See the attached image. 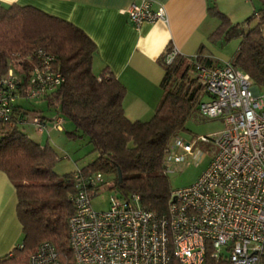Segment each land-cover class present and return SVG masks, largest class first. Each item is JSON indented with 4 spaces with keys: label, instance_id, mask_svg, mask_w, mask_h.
I'll return each instance as SVG.
<instances>
[{
    "label": "trees",
    "instance_id": "1",
    "mask_svg": "<svg viewBox=\"0 0 264 264\" xmlns=\"http://www.w3.org/2000/svg\"><path fill=\"white\" fill-rule=\"evenodd\" d=\"M260 2L261 8L253 13L256 23L247 29L238 23L229 24L209 0L207 12L221 21L209 35L210 42L238 36V47L228 61L248 74L259 89H264V0ZM95 51L90 37L65 19L30 5L0 4V77L12 70L17 77L16 92L21 93L11 104V119L0 122V170L15 188L21 241L0 256V264H29V256L43 241L54 245L62 264H74L67 220L75 209V172L109 175V188L118 196L137 194L143 209L158 216L167 212L172 188L164 172L166 151L172 138L187 130L188 119L206 118L198 110L206 93L195 75L196 65L213 66L220 62L208 55L204 44L192 56L178 53L170 63H165L164 52L157 58L163 74L160 98L153 113L146 120H132L123 110L125 86L107 68L100 74L92 71ZM38 53L50 57L52 68L62 79L37 100L54 108L55 116L71 121L73 129L67 132L68 136L86 138L97 153L85 166L62 175L54 172L56 151L19 130L29 111L24 103L36 100L24 93L34 69L43 61ZM38 111L36 114L45 122L50 119ZM102 184L103 178L94 193ZM168 264L181 263L171 257ZM201 264L230 262L225 257L206 254ZM258 264H264V255Z\"/></svg>",
    "mask_w": 264,
    "mask_h": 264
},
{
    "label": "built area",
    "instance_id": "2",
    "mask_svg": "<svg viewBox=\"0 0 264 264\" xmlns=\"http://www.w3.org/2000/svg\"><path fill=\"white\" fill-rule=\"evenodd\" d=\"M125 12L135 28L166 19L163 6L152 0L133 2ZM178 53L170 46L165 63ZM50 60L43 56L34 69L24 93L28 98L38 99L61 82ZM195 75L206 93L198 104L200 114L219 119L223 128L192 141L174 136L166 151L164 172L175 170L181 152L195 153L196 158L202 155L196 145L214 148L212 158L195 182L171 190L162 216L143 209L137 194L113 195L106 209L95 210L90 198L102 175L75 172V209L67 220L74 264H168L171 257L181 264H201L206 254L225 257L230 264L259 263L264 255V94L230 61L196 65ZM16 83L12 70L0 77V122L12 117L11 104L21 94L16 92ZM52 119L53 129L60 132L61 116ZM30 123L39 133L48 132L39 114ZM28 261L62 264L49 241L41 242Z\"/></svg>",
    "mask_w": 264,
    "mask_h": 264
},
{
    "label": "crops",
    "instance_id": "3",
    "mask_svg": "<svg viewBox=\"0 0 264 264\" xmlns=\"http://www.w3.org/2000/svg\"><path fill=\"white\" fill-rule=\"evenodd\" d=\"M139 1L0 0V4L30 5L81 28L96 46L92 71L100 74L107 68L125 86V115L132 120H146L161 93L163 69L157 58L170 46L182 55H194L199 45L209 39L214 24L209 19L207 0H152L163 6L166 19L135 28L125 11ZM207 53L211 55L208 49ZM15 207L14 185L0 170V256L21 241Z\"/></svg>",
    "mask_w": 264,
    "mask_h": 264
},
{
    "label": "rangeland",
    "instance_id": "4",
    "mask_svg": "<svg viewBox=\"0 0 264 264\" xmlns=\"http://www.w3.org/2000/svg\"><path fill=\"white\" fill-rule=\"evenodd\" d=\"M211 4H214L215 9L224 14V18L229 24H239L244 29L253 27L256 23L254 17V11H259L261 8L260 0H209ZM215 15V14H214ZM253 16L249 21L246 19ZM211 23L214 24V29L220 25V19L217 15L210 14ZM240 38L238 36H232L228 40L223 37H219L215 42H210L209 39H205L204 44L210 51L211 57L215 61L226 62L231 60L238 47ZM261 94H264V89H259ZM206 98V97H205ZM29 110L26 115L27 123L19 126V130L28 135L30 138L48 145L53 148L57 153V161L54 166V172L57 175H62L68 172L80 168L92 161L97 153L92 150V146L87 142L86 138L75 137L70 138L67 132L73 129L71 121L62 118L63 131L58 132L53 129L55 111L54 108H48L45 102L40 100H33L24 103ZM57 105V104H56ZM43 112L48 120L46 125L48 132L44 131L39 133L35 130L34 125L30 124V121L36 112ZM186 131L181 132V136L185 140L192 141L196 136L205 135L213 136L223 128V125L219 119H207V118H190L186 121ZM196 149L203 151L202 155L196 158L195 153L187 154L181 152L182 159L173 172L168 173L169 183L172 189L188 186L196 181L200 173L204 170L213 153L214 148H204L202 144L196 145ZM195 149L193 150V152ZM111 185V178L109 175L103 174V184L96 191L95 195L90 198L91 206L95 210H103L108 207L109 199L113 195H117V192L109 188Z\"/></svg>",
    "mask_w": 264,
    "mask_h": 264
},
{
    "label": "water",
    "instance_id": "5",
    "mask_svg": "<svg viewBox=\"0 0 264 264\" xmlns=\"http://www.w3.org/2000/svg\"><path fill=\"white\" fill-rule=\"evenodd\" d=\"M120 178H121V175H120V172H118V181L120 180Z\"/></svg>",
    "mask_w": 264,
    "mask_h": 264
}]
</instances>
